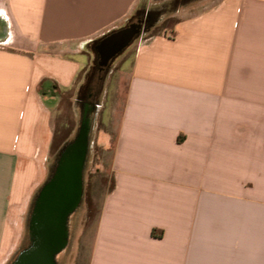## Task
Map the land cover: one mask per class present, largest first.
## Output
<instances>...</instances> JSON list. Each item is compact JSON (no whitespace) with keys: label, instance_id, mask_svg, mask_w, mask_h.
<instances>
[{"label":"crops","instance_id":"0c3cea01","mask_svg":"<svg viewBox=\"0 0 264 264\" xmlns=\"http://www.w3.org/2000/svg\"><path fill=\"white\" fill-rule=\"evenodd\" d=\"M141 2L0 0V264L48 179L60 93L89 66L88 44ZM177 13L120 58L112 182L88 264H264V0Z\"/></svg>","mask_w":264,"mask_h":264},{"label":"rangeland","instance_id":"374dc122","mask_svg":"<svg viewBox=\"0 0 264 264\" xmlns=\"http://www.w3.org/2000/svg\"><path fill=\"white\" fill-rule=\"evenodd\" d=\"M165 2L166 0H147V7L156 8ZM177 17V11L165 16L160 24L161 28L163 27L162 32L168 33V29ZM134 42L114 59L105 73L101 91L98 84L94 83L90 89L84 87L85 81L80 76L71 90L60 93V101L55 112V140L48 164L49 169L56 154L66 144L76 139L82 122L84 104L91 107L92 111L86 115L89 148L83 171L84 201L72 218L69 225V244L65 253L57 258V264H88L100 207L112 182V153L127 78L126 72L120 73L118 64L124 54L131 52ZM102 132L111 137L110 146L106 149L99 143ZM28 234L27 216L21 247L29 243Z\"/></svg>","mask_w":264,"mask_h":264},{"label":"water","instance_id":"95a60500","mask_svg":"<svg viewBox=\"0 0 264 264\" xmlns=\"http://www.w3.org/2000/svg\"><path fill=\"white\" fill-rule=\"evenodd\" d=\"M144 20H138L99 41L95 47L99 70L125 51L141 34ZM82 131L61 154L53 179L39 193L32 216V245L21 251L12 264H56L55 256L65 245L64 223L79 200L87 147Z\"/></svg>","mask_w":264,"mask_h":264},{"label":"trees","instance_id":"16d2710c","mask_svg":"<svg viewBox=\"0 0 264 264\" xmlns=\"http://www.w3.org/2000/svg\"><path fill=\"white\" fill-rule=\"evenodd\" d=\"M200 1H202V0H166V2L164 4H162L161 6H158L156 8H148L147 7V0H142V2L135 9L134 13L129 18V20L127 21L125 26H127L131 23L137 22L138 20H144L141 34L136 39H139V38L150 39L156 35H159L160 32L162 31L163 27L161 28L160 24L162 22V19L165 16H170V15L174 14L176 11H178L179 9L188 7V6L193 5V4H196ZM115 31L116 30H113V31L109 32L108 34L102 36L101 38H98V39L92 41L91 43L88 44V46L86 48V51L91 56V62L89 64V66L80 74V76H81V78L84 79L85 82H84L83 86L86 87L87 89L88 88L90 89L92 87V83H94V84H98V86H99L98 88L100 89V91L102 90L103 82L105 80L104 79L105 73L109 70V68H110V66L114 60L111 62V64L107 68H105L103 70H99V66L97 64L98 57H97V54L95 51V47L101 39H103L105 36L109 35L112 32H115ZM72 142L66 144L56 154V156L54 158V162H53L51 168L49 169V175H48L47 180H50L52 178V176L54 175L62 152L64 151L66 146H68ZM51 152H52V150H51ZM39 192H40V190L37 192V194L33 198L31 207L34 204L36 198L38 197ZM29 214H30V211H29ZM29 214H28V216H29ZM25 248H26V246L21 247L18 250V252L15 254L14 258L10 261L9 264H12L14 262V260L17 258L18 254L21 251H23Z\"/></svg>","mask_w":264,"mask_h":264},{"label":"flooded vegetation","instance_id":"af4514ba","mask_svg":"<svg viewBox=\"0 0 264 264\" xmlns=\"http://www.w3.org/2000/svg\"><path fill=\"white\" fill-rule=\"evenodd\" d=\"M82 122H81V126H80V129H79V133L77 136H79V134L82 132V131H86L87 132V147H86V154H85V159H84V163H83V170H82V191H81V195L79 197V200L78 202L76 203V205L72 208V210L67 214L66 216V220H65V223H64V228H65V233H66V238H65V245L64 247L60 250V252L55 256V263L57 264V258L62 255L63 253H65V251L67 250V247H68V244H69V225L72 221V218L74 217V215L77 213V211L80 209L83 201H84V190H83V171H84V167H85V164H86V161H87V154H88V120L86 119V115L88 114V112L92 111V108L91 107H88L87 104H84L83 106V109H82ZM70 145V144H69ZM67 147V146H66ZM54 175L52 176V178L50 180H47L46 183L42 186V188L47 185L52 179H53ZM42 188L40 189V191L42 190ZM40 193V192H39ZM39 198V194H38V197L36 198L34 204L32 205V207H30V214L28 216V235H29V243L26 245V248H29L31 245H32V242H33V236H32V230H31V220H32V216H33V213H34V209L36 207V203H37V200ZM24 249V250H25Z\"/></svg>","mask_w":264,"mask_h":264}]
</instances>
